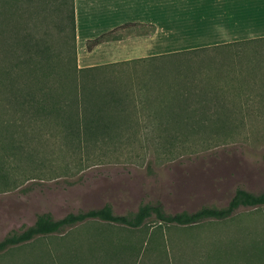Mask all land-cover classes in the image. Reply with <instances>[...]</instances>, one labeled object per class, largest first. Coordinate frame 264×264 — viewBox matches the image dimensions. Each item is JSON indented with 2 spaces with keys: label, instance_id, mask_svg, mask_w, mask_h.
Here are the masks:
<instances>
[{
  "label": "rangeland",
  "instance_id": "374dc122",
  "mask_svg": "<svg viewBox=\"0 0 264 264\" xmlns=\"http://www.w3.org/2000/svg\"><path fill=\"white\" fill-rule=\"evenodd\" d=\"M59 2L5 0L4 6L0 0V90L9 81L11 68L20 74L15 78L43 88L47 81L51 86L56 84L67 89L71 85L68 79H76L81 86L84 83L91 89H115L113 93L127 96L138 108L136 113L142 121L139 120L141 127L136 131H121L134 137L136 150L131 154L125 150L113 155L108 153L102 160L73 165L71 178H65L67 174L58 170L60 176L56 179L28 181L20 188L0 192V239L13 230L32 225L43 213L60 219L69 213L98 209L109 203L117 214H126L136 211L142 203L160 202L168 213L174 214L194 212L203 206L224 207L239 187L256 193L264 191V41L220 45L167 56L109 60V63L94 65L97 69L83 72L75 51L70 17L60 10ZM31 28L38 34L39 50L33 62L26 57L25 45L30 41L24 38ZM153 30L144 26L128 27L111 37L126 40L151 34ZM180 31L163 30L159 38L167 45L161 48L184 46ZM20 46V58L14 57ZM85 52L86 48L81 51L82 64L100 63L96 56L86 59ZM48 57L54 65L51 69ZM88 92L94 99L92 92ZM205 94L209 98H203L198 104H218L215 98L226 95L231 102L249 105L253 114L248 121L253 127L232 145L207 149L200 143L195 156H190V145L184 141H179L166 155L149 146L152 143L148 139L153 138L152 132L159 130L161 122L153 114L154 122L150 130H145L148 111L169 103L178 106L189 102L192 105L196 102L190 97ZM111 96L107 92L106 97ZM184 99L185 102H178ZM177 112L185 116L182 111ZM54 149L60 150V147ZM66 179L75 182L70 185ZM25 187L33 189L27 191ZM155 223L152 219L147 227L151 230L157 225ZM263 227L264 209L241 208L229 221H207L189 229L181 227L168 232L166 238L171 244L170 250L177 252L176 258L184 259L179 256L185 255L186 262L197 259L200 264H245L242 261L250 255L249 240L263 231ZM94 228L92 224H85L69 230L72 241L62 250L64 264H70L72 255L80 259L91 255L89 245L96 241L92 236L97 233ZM121 231L116 229L117 240L122 237ZM29 249L1 255L0 264L21 262ZM99 251L100 248L95 250Z\"/></svg>",
  "mask_w": 264,
  "mask_h": 264
},
{
  "label": "trees",
  "instance_id": "16d2710c",
  "mask_svg": "<svg viewBox=\"0 0 264 264\" xmlns=\"http://www.w3.org/2000/svg\"><path fill=\"white\" fill-rule=\"evenodd\" d=\"M3 4L6 6L5 0ZM59 6L70 17L77 52L75 1L60 0ZM143 26L145 27L140 23H126L90 40L88 50L93 51L99 44L117 39L111 36L123 29ZM19 33L20 31L18 35ZM37 37L33 28L24 37L30 41L29 45H25V53L32 62L39 52ZM19 40L17 38V42ZM248 41L261 42L264 37L240 42ZM19 48L14 57L20 58L22 46ZM192 51L196 50L182 52ZM176 53L180 52L162 55ZM48 60L51 62L52 58L48 57ZM29 65L32 67L31 63ZM53 67L51 62L50 69ZM97 68L98 66L81 68L80 71ZM19 75L15 68H11L9 81L0 90V192L20 188L28 181L56 179L60 176L58 170L67 174L65 178H71L73 165L76 167L97 159L102 160L108 153L113 155L124 150L130 154L135 152L134 137L121 132L136 131L141 127L142 121L136 113L138 108L133 105L132 99L113 93L116 92L115 89H91L89 86V90L85 89V84L82 83L81 86L76 79H68L71 85L67 89L56 84L51 86L47 81L43 88L33 82L25 83L21 78H15ZM88 91L92 92L94 99ZM107 92L112 95L110 98L106 97ZM196 96L190 97L195 104L187 102L186 105L177 106L169 103L146 113L148 119L144 121L145 130H150L154 122L152 116L156 115L161 122L159 130L152 132L153 138L148 139L152 143L149 146L165 154L172 152L179 141H184L183 143L190 145V156H195L200 143L207 149L232 145L253 127L248 121L253 114L249 105L231 102L226 95H218L215 98L218 100L216 105L210 102L198 104L203 98H209V95ZM178 102H185V99ZM147 104L150 105L148 102ZM177 111H182L185 116ZM54 147H60V150ZM66 180L70 185L75 182ZM32 189L33 187H27L25 190ZM241 208L264 209V191L256 193L239 187L224 207L203 206L194 212L174 214L168 213L160 202L142 203L136 211L126 214H117L109 203L98 209L69 213L60 219L51 213H43L37 216L32 225L13 230L0 239V256L12 255L13 252H20L28 247L30 249L26 250L28 253L22 261L14 260V264H64L62 250L65 249L64 245H70L72 241V233L69 232L79 225L92 224L97 233L92 236L96 240L93 244L89 238L87 240L91 255L89 253L82 259L72 255L73 261L70 264H200L197 259L186 262L185 255L179 256L184 259H177V252L170 250L171 244L166 238L168 234L172 230L181 227L189 229L207 221H229ZM152 219L157 225L150 230L147 223ZM116 229L122 230L119 240ZM97 248H100L99 252H95ZM172 249L175 248L172 246ZM248 249L250 255L243 263L264 264V227L254 239L249 240ZM171 253L172 256L174 254L173 257Z\"/></svg>",
  "mask_w": 264,
  "mask_h": 264
},
{
  "label": "crops",
  "instance_id": "0c3cea01",
  "mask_svg": "<svg viewBox=\"0 0 264 264\" xmlns=\"http://www.w3.org/2000/svg\"><path fill=\"white\" fill-rule=\"evenodd\" d=\"M74 1L76 49L82 68L106 64L109 60L148 58L264 37V0ZM130 22L155 30L126 40H109L93 51L88 50L90 40ZM166 29H180L184 46L161 48L166 43L163 45L159 35ZM85 48L86 59L96 56L95 59L100 58L99 64L81 63V51Z\"/></svg>",
  "mask_w": 264,
  "mask_h": 264
}]
</instances>
